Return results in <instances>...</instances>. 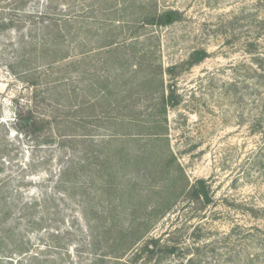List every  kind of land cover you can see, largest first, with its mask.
<instances>
[{
    "label": "rangeland",
    "instance_id": "1",
    "mask_svg": "<svg viewBox=\"0 0 264 264\" xmlns=\"http://www.w3.org/2000/svg\"><path fill=\"white\" fill-rule=\"evenodd\" d=\"M25 1L0 0L3 263L264 264V0Z\"/></svg>",
    "mask_w": 264,
    "mask_h": 264
},
{
    "label": "trees",
    "instance_id": "2",
    "mask_svg": "<svg viewBox=\"0 0 264 264\" xmlns=\"http://www.w3.org/2000/svg\"><path fill=\"white\" fill-rule=\"evenodd\" d=\"M16 1H19V2H22V3L23 2L26 3L25 0H16ZM22 6H23V4H22ZM166 15L171 16V23H174L175 21L180 19V16L177 13L169 11L166 14L159 15L157 17H152L150 20L146 19V24H148V25H156V26H159V27L166 26L167 25V23L165 22V16ZM9 25H10V21H8V22L6 20L0 21V30H4V29L8 28ZM205 57H206V53L205 52H203V51H194L193 53L190 54L189 59H188V61H186V63H184V66H186V68L187 67L190 68V67L202 62L205 59ZM180 70H181V68H179V70H178V68H176V67H170V68L166 69L165 73L172 77V76H175V75L179 74ZM12 72H13V70H12ZM31 84H33V83H31ZM176 104H178V99H176V97L174 96L172 91H170V93L167 96H165V97H164V94H162V96H161V104H160V108H161L160 113H161V115L165 113V107L166 106H168V105L175 106ZM152 119H153V121L148 125V130H147V133H145V135L147 137L146 139H149L151 141L157 142L160 139L162 134L159 135L158 132H157V129H156L159 126V122L156 121L154 118H152ZM32 122L33 121L31 119L30 115H28V114L24 116V115H21L19 113L17 115V124L19 126H21L22 129H29V127L32 126V124H31ZM154 138H156V139L158 138V139L157 140H153ZM113 139H114V141L116 140V142H119L118 138H113ZM108 142H110V141H108ZM151 145L152 144H150V142L144 143V147H150ZM152 146H156V145L154 144ZM68 175H70V174L68 173ZM195 195L197 197L199 195H203L202 187H200V186L197 187V189L195 191ZM0 201H1V199H0ZM3 218H5V216ZM4 235L1 236L2 238H0V240H3ZM15 244H16L15 248L18 247L17 253H19V254H26L27 253V251H25L24 244H22L21 242L15 243ZM146 248H147V246H145V249ZM4 249H5V247L1 244L0 245V264H9V263H3V261L7 258V256H6L7 253L4 252ZM12 251L13 250H11L10 253H12ZM167 251L172 253V254H174L175 253V248H169V249H167ZM31 259L35 260L36 257H31Z\"/></svg>",
    "mask_w": 264,
    "mask_h": 264
},
{
    "label": "water",
    "instance_id": "3",
    "mask_svg": "<svg viewBox=\"0 0 264 264\" xmlns=\"http://www.w3.org/2000/svg\"><path fill=\"white\" fill-rule=\"evenodd\" d=\"M170 21H171V16L166 15V16H165V22H166V23H169ZM175 253L178 254V251L176 250Z\"/></svg>",
    "mask_w": 264,
    "mask_h": 264
}]
</instances>
